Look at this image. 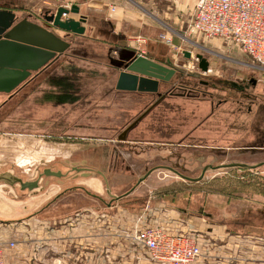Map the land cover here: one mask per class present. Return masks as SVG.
Segmentation results:
<instances>
[{
	"label": "rangeland",
	"instance_id": "rangeland-1",
	"mask_svg": "<svg viewBox=\"0 0 264 264\" xmlns=\"http://www.w3.org/2000/svg\"><path fill=\"white\" fill-rule=\"evenodd\" d=\"M28 1L0 0V10L15 12L17 22L34 18L18 11ZM32 3L33 8L40 4L38 0ZM138 7L151 21L158 41L168 47L174 46L179 53L176 67L182 69L185 77L187 75L184 80L192 82L199 91L204 88L203 83L211 82L216 86V71L204 74L196 58V55H202L204 44L208 41L188 33L194 10L185 13L155 0H142ZM40 12L39 22L53 29L45 20L52 15V11L42 8ZM103 31L102 27H97L93 38L96 35L104 38ZM149 34L143 31L130 38L143 37L150 43ZM167 39L172 45L166 43ZM85 44L72 56L66 53L46 70L34 73L13 93H0V174L10 172L24 181L35 179L34 170L37 168L40 172L50 168L68 174L61 180L49 178V185L42 193H30L21 191L18 186L13 189L0 184L1 197L8 198L10 194L11 198L30 199L32 202L33 219H27L26 223L22 221L19 237L14 240L15 248L8 259L16 261L19 258L16 264H156L148 252L134 242L133 235L137 229L149 226L158 209H163V212L172 209L182 214V220H191L189 223L193 228L208 232L202 248L203 256L204 253L211 256V264H264V165L255 170L207 171L204 179L197 183L185 181L166 169L169 167L196 179L208 165L216 167L238 163L240 158L245 159L240 160L241 163L263 162L264 155L254 159L233 155L229 156L230 161H207L202 164L193 156L189 157L191 161H179L173 165L172 161L161 160L155 154L137 153L136 149H115L103 137L102 117L94 121L91 116L94 108L102 109V104L92 106L93 95L102 92L95 89V84L102 85L107 77L102 68L86 63L85 58L96 51L102 54L103 46L95 47L89 41ZM186 53H192V58L187 59ZM103 56H100L101 62L105 60ZM234 59L230 55L219 57L218 64L239 68L244 73L232 75L223 72L220 79L234 76L248 83V68L257 63L246 58ZM29 139L32 140V147H27V150L32 153L31 160H27L31 158L29 155L23 157L21 153L25 141ZM263 144L264 139L255 141V145ZM61 149H64L63 153ZM45 151L48 152L47 158ZM42 160L47 164L44 165ZM24 161H29L26 168H23ZM82 161H87L89 168L105 174L111 195L121 197L134 190L128 196L113 200L104 179L94 175L91 179L95 180V185L88 187L95 199L78 202L77 194L83 191L75 188L79 180L74 179L75 172L70 164ZM151 171L147 180L137 186V182ZM47 193L53 195L54 204L59 203V214L65 215L58 222H53V226H66L63 222L80 206L94 212L90 218L89 247L87 234L82 231L84 235L75 236L70 231L66 232L61 236L65 242L50 246L40 244L43 237L40 227L45 218V214L40 212V201ZM63 200L65 205H62ZM72 203L75 205L69 206ZM170 214L177 216L173 212ZM80 220L73 223L80 227L83 218Z\"/></svg>",
	"mask_w": 264,
	"mask_h": 264
},
{
	"label": "crops",
	"instance_id": "crops-1",
	"mask_svg": "<svg viewBox=\"0 0 264 264\" xmlns=\"http://www.w3.org/2000/svg\"><path fill=\"white\" fill-rule=\"evenodd\" d=\"M34 1L29 0L25 6L18 8V11L33 16L34 18L26 19L50 30L52 28H49L47 24L43 25L39 22L38 17L41 15L42 8L52 11L53 14L59 8L77 7L79 14H69L67 18L74 20H79L80 17L86 18L84 36H67L65 33L63 36L62 33L55 32L70 43L71 47L67 51L68 56H72L82 46H85L86 41L92 42L95 47L96 45L103 46V49L100 47L102 54L96 51L85 58L86 63L90 62L91 65L93 63L98 68H102L107 77L102 85L95 84V89L102 90V92L93 95L95 100L92 106L102 104V109L94 108L91 116L94 121H98L102 117L103 137L115 149L124 148L128 151L136 149L137 153L155 154L161 160L172 161L173 165L179 161L183 163L191 161L193 156H196L198 162L202 164L207 161L212 163L218 160L230 161L232 159L229 156L233 155L252 159L264 155V144L255 145L257 139H264V68L258 64L250 66L248 68L250 76L248 83L234 76L230 79L226 77L220 79L223 72L232 75L244 72L233 66L221 67L218 64L219 57L230 55L233 59L252 60L229 41L214 39L204 44L205 49L202 51V56L209 63L208 70H215L216 76H218L215 78L217 81L214 82L216 86H213L211 82L203 83L204 88L199 91L192 82L184 80L187 75L185 77L182 69L178 70L176 67L179 53L174 46L168 47L158 41L151 21L140 12L138 7L142 0H38L39 6L33 8L32 2ZM155 1L185 13L195 11L198 2V0ZM97 27H102L104 30V38H100L98 35L93 38ZM143 31L150 33L151 40L147 47L146 58L169 69H174L176 73L169 82H160L158 92L155 94L120 91L117 89L120 72L125 70L129 62L140 56V53L129 47L128 39L131 36L142 34ZM190 54L192 58V53ZM102 55L105 57L103 62L99 60ZM186 58L190 59L187 56ZM252 62L255 63L253 60ZM223 80L225 81L222 82ZM146 111L149 112L127 133L125 140L120 141L119 137L122 133ZM94 129L95 127L93 131ZM24 145L25 148L21 152L23 157L28 155L31 157L32 153L28 152L27 147L31 149L32 140L25 141ZM63 152L64 149H61V153ZM44 153L47 158L48 152ZM31 159L32 157L27 160ZM240 160L244 161L245 159L240 158ZM240 160L238 163H241ZM43 161L47 164L45 160ZM28 162H23V168L28 166ZM260 163H264V160L263 162L253 161L244 164L256 165ZM77 180L79 182L75 188L83 191L77 194L78 202H89L87 200L90 198L91 200L95 199L89 188L91 185H95V180L91 178ZM53 201V195L49 196L48 193L40 201V212L45 214L44 222H41L42 226L40 227L42 229L40 232L43 233L40 244L50 246L57 242H65L61 236L70 231L72 236L86 233L89 247L90 218L94 212L80 206L78 211L70 215L66 222H63V224H67L66 226H53V222H58V219L65 217V215L59 214V203L54 204ZM62 205H65L64 200ZM74 205L72 203L69 206ZM31 210L30 199L11 198L10 194L8 198L0 196V244L6 248V264H16L20 261L19 258L18 261L8 259L14 250L9 249L8 244L14 243L15 238L19 237L22 221L26 223L27 219H33ZM162 210H157L156 218L150 220L149 226H159L172 236L185 235L193 238L201 247L206 244L204 241L208 232L193 228L189 223L191 220H182L180 218L182 214H177L176 211H171L172 209L165 212ZM172 212L177 216H172L170 214ZM80 218H83L82 229H80L81 226L78 227L73 223L74 220L81 221ZM59 224L61 225L62 222ZM92 233L94 234V231ZM93 237L92 235V239ZM87 250L90 251L89 248ZM198 264H211V256L204 253Z\"/></svg>",
	"mask_w": 264,
	"mask_h": 264
},
{
	"label": "water",
	"instance_id": "water-1",
	"mask_svg": "<svg viewBox=\"0 0 264 264\" xmlns=\"http://www.w3.org/2000/svg\"><path fill=\"white\" fill-rule=\"evenodd\" d=\"M69 14H79V9L73 7L71 9L59 8L56 13L46 17V21L53 27L52 30L47 29L36 22L23 19L17 22L15 12L11 10H0V93L11 94L19 89L34 73L46 70L59 57L63 56L70 49L71 45L65 39L55 33V30L64 32L67 36L76 35L84 36L86 28L85 17L79 20L66 18ZM191 58L190 53H186ZM199 61V68L202 72H207L209 68L208 61L202 55H196ZM174 69H169L163 65L155 63L146 57H137L129 62L119 74L117 89L127 92L139 93H157L160 82H169L175 75ZM146 111L140 118L134 121L119 137L120 141H124L127 133L137 125V123L147 114ZM264 163L256 165H247L243 163H229L214 167L208 165L203 168L202 175L193 179L180 174L178 171L166 167L167 170L175 173L178 177L185 181L197 183L204 179L207 171H216L219 169H235L255 170ZM71 170L75 172L74 179H89L94 175L101 176L106 184L109 195L113 200H119L128 196L131 192L121 197H115L110 194L109 181L102 171H95L88 166L87 161L80 163H72ZM153 171L147 173L137 182V186L145 182ZM68 174L60 170L53 171L45 168L38 175L36 180L24 181L18 176L5 172L0 174V184L15 189L17 186L21 191L30 193H38L43 191L40 184L42 178H56L58 180L67 178ZM61 183V182H60ZM49 185V181L45 186Z\"/></svg>",
	"mask_w": 264,
	"mask_h": 264
},
{
	"label": "built area",
	"instance_id": "built-area-1",
	"mask_svg": "<svg viewBox=\"0 0 264 264\" xmlns=\"http://www.w3.org/2000/svg\"><path fill=\"white\" fill-rule=\"evenodd\" d=\"M188 33L206 41H229L264 68V0H198ZM148 43L143 37H132L128 44L146 57ZM166 43L172 45L170 39ZM133 236L156 264H198L203 257V249L195 239L169 235L159 226L137 229ZM8 248L14 249L15 243H9ZM5 250L0 244V264H6Z\"/></svg>",
	"mask_w": 264,
	"mask_h": 264
},
{
	"label": "flooded vegetation",
	"instance_id": "flooded-vegetation-1",
	"mask_svg": "<svg viewBox=\"0 0 264 264\" xmlns=\"http://www.w3.org/2000/svg\"><path fill=\"white\" fill-rule=\"evenodd\" d=\"M44 165H46V164L44 163ZM70 168H71V164H70ZM43 170H44V169H43ZM43 170L40 172V169H39V168L35 169V170H34V173L36 174V178H35V179H32V180H33V181L36 180V179L38 178V175H39L40 173H42ZM31 173H32V172H29V174H31ZM48 180H49V179L42 178L41 181H40V184H41V186L43 187V191H44L45 183H46ZM43 182H44V185H43ZM43 191H42V192H43ZM42 192H40V193H42Z\"/></svg>",
	"mask_w": 264,
	"mask_h": 264
},
{
	"label": "bare ground",
	"instance_id": "bare-ground-1",
	"mask_svg": "<svg viewBox=\"0 0 264 264\" xmlns=\"http://www.w3.org/2000/svg\"><path fill=\"white\" fill-rule=\"evenodd\" d=\"M39 192H40V190H39Z\"/></svg>",
	"mask_w": 264,
	"mask_h": 264
}]
</instances>
